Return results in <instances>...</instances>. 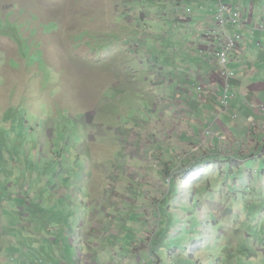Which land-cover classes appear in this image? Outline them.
Wrapping results in <instances>:
<instances>
[{
  "label": "rangeland",
  "instance_id": "374dc122",
  "mask_svg": "<svg viewBox=\"0 0 264 264\" xmlns=\"http://www.w3.org/2000/svg\"><path fill=\"white\" fill-rule=\"evenodd\" d=\"M156 2L0 0V264H264V154L208 157L219 115L169 88L190 25Z\"/></svg>",
  "mask_w": 264,
  "mask_h": 264
},
{
  "label": "crops",
  "instance_id": "0c3cea01",
  "mask_svg": "<svg viewBox=\"0 0 264 264\" xmlns=\"http://www.w3.org/2000/svg\"><path fill=\"white\" fill-rule=\"evenodd\" d=\"M225 1L232 4L235 9L240 10L245 20L241 29L243 39L240 40L237 49L232 51L229 56L228 68L233 73L229 79L223 75V68L219 65L214 53L221 47L220 44L226 35L225 30H222L216 23L215 15L218 0H157L156 3L164 4L163 9L153 8L154 11L162 14L158 20L169 17L174 23V19L180 17L181 19L178 18L179 24L185 23L186 25L188 23V27L190 25L191 28L192 39L188 43L191 45V64H187L189 60L181 58H179L181 63L178 62L182 67L190 70L191 78L184 80L182 77L176 80L177 75L173 73L174 78L169 84V88L171 91L174 88L176 94H181L183 88L178 87L179 81L190 85L186 94H191V124L193 122L202 123L195 118L202 111H209L208 115H213V117L219 115L218 120L209 118L203 121L207 125V130L210 131L212 139L214 138L212 141L205 137L202 139L206 140L204 142L210 147L209 152H207L208 157L217 151L214 148L215 142L224 141L226 143L225 141H227L225 145L227 150H223L222 147L220 153L233 157L234 155H231L229 150L230 147H233V152H239L238 156L242 155V158L246 159L250 156L259 155L258 157L261 159L264 154V0ZM190 5L191 13L187 11L188 8L190 9ZM209 5L214 6L213 10H206ZM194 7L195 11L193 10ZM197 12H199L198 16L202 18L198 25L193 27L192 23ZM147 17H149L148 14ZM172 27L174 26L172 25ZM232 31L233 29H229L227 32L232 33ZM169 56L170 54L165 57ZM168 65L170 63L166 62L165 66L171 67ZM169 73L172 74V71ZM224 94L229 96L227 108L222 105ZM176 99L185 101V98H180V96ZM232 125L234 126L233 129L231 128ZM222 133L224 136L221 135ZM192 135L193 131L191 130ZM201 146L203 144L191 146L192 152H200ZM208 157L195 156V161L207 162ZM10 234L2 235L1 239H6ZM11 239L12 237L6 241L8 244H5V247L12 246ZM69 243L74 245L72 239H69ZM14 244H16L15 239ZM49 244L64 248L67 246L62 240L60 242L50 240ZM91 245L93 244L91 243ZM91 247H88L87 250L93 251ZM0 248L2 251V246ZM78 256L80 258L74 257L71 264H94L89 261L91 254H88V257L84 254ZM47 260V264H53L49 257Z\"/></svg>",
  "mask_w": 264,
  "mask_h": 264
},
{
  "label": "built area",
  "instance_id": "2783aa9c",
  "mask_svg": "<svg viewBox=\"0 0 264 264\" xmlns=\"http://www.w3.org/2000/svg\"><path fill=\"white\" fill-rule=\"evenodd\" d=\"M217 5L218 7L216 8L215 15L216 23L222 30H225L226 35L223 42L220 44L221 47L214 51V53L217 56L219 65L223 68V75L229 79L230 76H233V73L230 72L228 68L230 62L229 56L232 51L237 49L240 40L243 39L241 29L245 20L243 18V13L235 9L232 4L225 0H218ZM188 12L190 13V9H188ZM229 29H233L232 33L227 32ZM228 98V94H224L222 97V105L224 108L228 107Z\"/></svg>",
  "mask_w": 264,
  "mask_h": 264
},
{
  "label": "trees",
  "instance_id": "16d2710c",
  "mask_svg": "<svg viewBox=\"0 0 264 264\" xmlns=\"http://www.w3.org/2000/svg\"><path fill=\"white\" fill-rule=\"evenodd\" d=\"M209 187V186H208ZM168 189H169V193H168V195L169 196H171V194L172 195H175L176 194V192L178 191L179 192V190H177V189H175L174 187H172V186H168ZM198 192H196V194H197ZM190 196H194L193 195V192H190V194H189V192H187L186 193V195L179 201V205L181 206V205H183V206H185V205H188L190 202H192V199H190ZM195 197V196H194ZM166 199H168L167 198V195H165V200ZM187 200H189V202H187ZM170 202H169V199H168V202H167V210H169L170 208ZM176 207H178V206H176ZM188 208V207H187ZM130 218H135L136 219V217L134 216V215H131V217ZM158 218H159V215H158ZM166 218L168 219V221L170 220V218H171V216L170 215H167L166 216ZM161 219H159V221H160ZM157 222H158V220H157ZM160 242V239L158 240V241H156L155 243H154V247L155 246H158L157 244ZM156 244V245H155ZM153 247V248H154ZM153 252V254H154V251H152ZM188 256V255H187ZM192 256H188V259H184L183 260V262H182V264H198L196 261H195V257H194V260L191 258ZM181 259V258H180ZM176 264H179V259L177 260V263Z\"/></svg>",
  "mask_w": 264,
  "mask_h": 264
},
{
  "label": "clouds",
  "instance_id": "9594fccd",
  "mask_svg": "<svg viewBox=\"0 0 264 264\" xmlns=\"http://www.w3.org/2000/svg\"><path fill=\"white\" fill-rule=\"evenodd\" d=\"M174 181L172 180V181H170L168 184V186H172L173 187V185H172V183H173ZM170 183H171V185H170ZM175 184V183H174ZM176 185V184H175ZM89 253H87V254H94V255H96V253H92V251H89V250H87ZM78 252H81L79 249H78ZM79 255H81V253H79ZM139 256V255H138ZM95 257V256H94ZM150 257V256H149ZM113 262L114 261H112V262H110V263H112L113 264ZM110 263H108V264H110Z\"/></svg>",
  "mask_w": 264,
  "mask_h": 264
}]
</instances>
